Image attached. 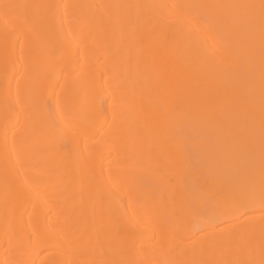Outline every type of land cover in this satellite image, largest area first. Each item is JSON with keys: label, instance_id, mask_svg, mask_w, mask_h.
I'll list each match as a JSON object with an SVG mask.
<instances>
[{"label": "bare ground", "instance_id": "6f19581e", "mask_svg": "<svg viewBox=\"0 0 264 264\" xmlns=\"http://www.w3.org/2000/svg\"><path fill=\"white\" fill-rule=\"evenodd\" d=\"M185 110L264 141V0H0V264H264V142L249 174L209 134V166L242 176L205 178L231 212L211 222L233 223L186 241L210 224Z\"/></svg>", "mask_w": 264, "mask_h": 264}, {"label": "rangeland", "instance_id": "374dc122", "mask_svg": "<svg viewBox=\"0 0 264 264\" xmlns=\"http://www.w3.org/2000/svg\"><path fill=\"white\" fill-rule=\"evenodd\" d=\"M228 22L229 21H226V22L222 23L223 24L221 26V27H223L222 31L226 34V37L229 40L235 41L236 40L235 38H237V39L240 38V36H241L240 34L241 33H240L239 30H237L240 33L239 35L236 34V33L235 34H231L233 31L229 29L230 27L228 25ZM227 30H230L231 33L229 31V33H230L229 34ZM226 31H227V33H226ZM233 36H235V37H233ZM234 43H236V42H234ZM231 105L232 104H228L227 106H231ZM183 112H184L185 116H187V118H186L187 120H185L181 124V126L179 127V133H180L179 135H183V137L185 138V140H184L185 144L187 145V149L184 151V154L186 156V159H188L191 162L190 163V169L193 170L192 172H194V173H196L197 175L200 176V179H199L200 180V184H201L200 192H201V196H202V204L204 206L203 207L204 209L202 210L203 212L201 213V216H198V217H200V219L198 218V220L200 221L201 219H203L208 224H210V225H207L208 227L206 226L203 229H201L200 231H197L196 235L190 236V237L187 238L188 240H186V239L185 240L187 242H192V241L194 242V241H196V240H198L200 238L201 234L209 232V234L206 237V239L214 240V241L217 242L220 239V237L218 236V232H217L218 229H220V227H222L224 224H229L231 222L233 223V221L232 220H227V221H225L226 223L225 222H220V224L216 223L217 225H213V223L211 222V221H213L211 219L215 218V220H217L216 218L219 219L223 215H225L227 217H230L229 213H231V212L229 211V212L226 213V211L224 212L221 207L219 208L218 199L220 198L219 196H221V195L220 194H218V195L217 194H212L210 192L209 188L206 186V183L208 181H206L205 178H207V176L210 175V174L211 175L215 174L216 176L213 177V179H211L210 181L223 184L224 186H223L222 191L223 192H225V191L227 192V185L229 183H232V184L233 183H237V180L241 181L242 176L240 175L238 177V179L237 178L236 179H232V181H229L225 176H223V177L219 176L218 175L219 169L221 167H225V165H227V164L223 163L225 158L223 160L221 159L222 163L220 165L217 166V165H215L216 163H214V164L212 163L213 164V166H212V164L210 163L211 164L210 165L211 167H210L209 166V162L211 161L210 160L211 159V155L209 153L211 151L206 147L205 142L214 143L215 137L213 135L210 136L209 135L210 133H214V132L222 133L223 136H221V135L220 136L223 137V139H226V137H227L226 141H224V142H226V144L224 143L226 146H225V148L223 150L225 151L224 153L227 154V156L230 157V159H231L230 162H232L231 164L232 165L236 164L237 166H241L242 169L248 170V172L250 174V173L253 172L252 165L256 164L257 162H261V160H259V157H261V156L255 155L256 151H254V150H258V151L260 150L261 151L263 148H262V146L260 148V146H258V144L259 143L263 144L264 141H263V139H260L258 136H256V138L251 139V140H250V138H248L249 140H246V137L245 138L243 137L246 140L245 141L244 139H241L240 136L238 138L232 132H231V134H233V135L229 134L230 131H233V130H232L231 123H230V121L227 118H226L227 120L223 119L220 122L204 121V120H200V119H199V121H197L194 112H192L191 110H188V111L185 110ZM212 123H214V124H212ZM215 123H217V124H215ZM262 129L260 128V131ZM236 134L237 135L240 134L241 136L245 135L243 133H236ZM234 135H235V138H233ZM215 136H217V135H215ZM213 137H214V139H212ZM217 137L219 139V136H217ZM217 142H219V141L217 140ZM217 142H215V143H217ZM221 145H222V143H221ZM255 145H257V146H255ZM251 146H252V148H251ZM211 149L213 150V148H211ZM250 151L253 152L254 156H256V157L259 156L258 157V161L256 159L255 160L253 159L255 157L253 155L251 156L252 153H249ZM261 152L263 153V151H261ZM224 153L222 152V154H224ZM258 154H260V153H258ZM181 156L183 157V153L181 154V153H179V151L178 152H172L169 155V160H171V161L172 160L174 161L176 159L178 160V159H181ZM227 156L225 155L224 157L227 158ZM262 159H264V158L262 157ZM212 160H213V158H212ZM260 166H262V165H260ZM212 167H213V169H212ZM209 168H211V169H209ZM244 171H243V173L245 174ZM159 173H160V171H156L154 169H150L146 165H144L143 163H141L140 167L136 170V174L141 177L140 178V180L142 181L141 185H144L143 186V192L145 193V196L147 198H153L155 196V191H156V188H157V185H158L157 180H155L156 177L153 176L154 177V181H151L150 176L152 174H159ZM260 174H264V168L260 171ZM189 184H190V182H189ZM188 187L192 188V189L194 188L193 186L191 187L190 185H188ZM131 199H132L131 196H129V195L123 196L120 193L117 196V201L124 203L127 207L129 206V203H130ZM186 200L191 201V198L188 197ZM260 200H262L263 203H264V199H260ZM262 201H261V203H262ZM254 213L256 214L255 211H251L250 212L251 215H253ZM248 214H249V212L248 213L245 212L244 216L245 215L247 216ZM227 217H225V218H227ZM129 224L130 223H127V224L123 225V229L122 230L124 232H126V233H128L127 231L130 230L131 226ZM196 224H197V222H196ZM195 232H196V230H195ZM144 241L147 243L146 247H148V249H149L151 244L156 241V237L153 236L152 234H149L147 236L146 240H144ZM184 242L185 241L182 240V244L180 245L181 249L184 248V246H185ZM144 246H145V243H144ZM244 247H243V244H242V246L238 245V247L232 252L233 254H230V256L234 255V253H235V255L239 254L242 250H244L243 249ZM147 250H145V251H147ZM143 251H144V248H143ZM184 256L186 257L187 255L184 253ZM184 256H182L180 254H176L175 257H171L170 258L171 259L170 261H176V262L185 261L184 260ZM253 256H254L253 255V251L249 249V250H247L246 256L242 260H244V261H247V260H250V259L252 260L251 257H253ZM181 263H183V262H181ZM253 263H254V261H253ZM161 264H170V263H165V262L163 263L162 262Z\"/></svg>", "mask_w": 264, "mask_h": 264}]
</instances>
